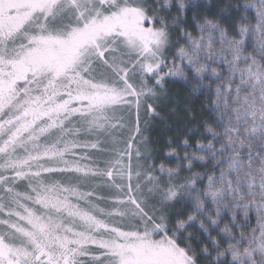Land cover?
I'll use <instances>...</instances> for the list:
<instances>
[{"label":"snow or ice","instance_id":"1","mask_svg":"<svg viewBox=\"0 0 264 264\" xmlns=\"http://www.w3.org/2000/svg\"><path fill=\"white\" fill-rule=\"evenodd\" d=\"M0 264H264V0H0Z\"/></svg>","mask_w":264,"mask_h":264},{"label":"trees","instance_id":"2","mask_svg":"<svg viewBox=\"0 0 264 264\" xmlns=\"http://www.w3.org/2000/svg\"><path fill=\"white\" fill-rule=\"evenodd\" d=\"M233 2L235 3V0H233ZM240 2L243 3L245 2V0H240ZM169 95L170 97L181 100L184 97L183 90L181 89L179 84H175L172 86ZM195 108L197 110L198 119L206 118L207 114L206 112L201 111L199 103L195 105ZM158 111H161V114L165 115L168 112V108L161 107L160 109H158ZM142 120H147L149 122L147 125L148 132L146 134L150 135L151 139L154 141V144L157 146L163 145L166 139L164 135V124L159 120H153L151 116H145L143 114V111H142ZM169 123H171V121H169ZM251 222L253 225H255V214H253V218Z\"/></svg>","mask_w":264,"mask_h":264}]
</instances>
